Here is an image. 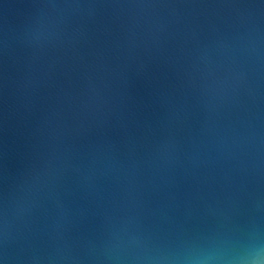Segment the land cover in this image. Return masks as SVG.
Returning <instances> with one entry per match:
<instances>
[{"label": "water", "instance_id": "1", "mask_svg": "<svg viewBox=\"0 0 264 264\" xmlns=\"http://www.w3.org/2000/svg\"><path fill=\"white\" fill-rule=\"evenodd\" d=\"M0 264H264V0H0Z\"/></svg>", "mask_w": 264, "mask_h": 264}]
</instances>
